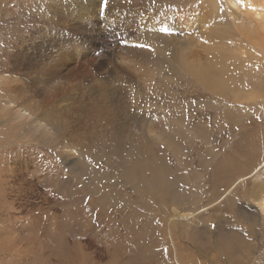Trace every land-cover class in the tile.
Returning a JSON list of instances; mask_svg holds the SVG:
<instances>
[{
    "label": "rangeland",
    "instance_id": "1",
    "mask_svg": "<svg viewBox=\"0 0 264 264\" xmlns=\"http://www.w3.org/2000/svg\"><path fill=\"white\" fill-rule=\"evenodd\" d=\"M238 1L0 0V99L32 113L0 112V264H264V0ZM32 47L82 53L44 106Z\"/></svg>",
    "mask_w": 264,
    "mask_h": 264
},
{
    "label": "bare ground",
    "instance_id": "2",
    "mask_svg": "<svg viewBox=\"0 0 264 264\" xmlns=\"http://www.w3.org/2000/svg\"><path fill=\"white\" fill-rule=\"evenodd\" d=\"M239 1L240 2H244L245 0H239ZM64 4H66V3L65 2H60L58 5L59 6H63ZM180 19H182V18H180ZM85 20L88 23H82V24L80 23V24H78V28L80 30L82 29V30H87L88 31V34L84 35V37H82V39H84L85 41H87L89 43L94 41V39H96L98 41L100 39H102V34L95 30V25H96L95 22L91 21L88 18H86ZM184 21H186V22H184ZM184 21H182L183 22L182 24L188 26L191 23L190 22L191 21V16L189 15V17L184 18ZM176 24H179V22L176 21ZM252 26H254V24H252ZM252 26H251V24H247V23H246V25H244V23H243L242 26H240V25L238 26L237 25L239 30L243 34H245L246 37H249L250 39H256L255 36L257 34L254 31H252V29H253ZM247 27H250L251 30H248L250 28L247 29ZM58 29L61 30L62 32H64L63 29H60V28H58ZM67 33H69V32H67ZM254 34H256V35H254ZM66 37H69V36H66ZM45 38L48 39V40L44 39L46 41V43L47 42H52V43L55 44L57 42V40H61L58 34L56 35L55 33H52V32L48 33L47 35L45 34ZM105 38H106V36L104 37V39ZM109 38H110V41H113V42L118 40V39H116V37L109 36ZM44 40H43L42 44L45 46ZM108 40L109 39H107V41ZM197 41H199V40H197ZM46 47H42L41 48V50L38 53L36 58L33 57V51L35 50L36 47L30 48L29 52L25 53V58L26 59L22 58L23 59L22 60L23 67H27L28 65H32L31 66L32 67V74L29 76L28 81H27L28 86H29V84L36 85V84H40V83H42L43 86H44L43 90L41 91V92H43L42 98L39 95V98L42 99L43 106L46 104V102L49 99L53 98L58 93V91L60 90V84L56 83L55 81L62 77L61 74L72 75L73 73L77 72L78 69H80L79 67L81 65V59H82L81 58V54L82 53H79L78 51L75 50L76 48L73 47V48H70V49H67V50H61L59 53L55 54L49 60V63L47 64V66H46V63H45V66H40L41 64H43L46 61V57L52 51V48H50L51 51H46V49H45ZM91 57H92V59L96 60L94 56L91 55ZM86 59H90V58L87 56ZM190 59H191V61L186 63V64L190 68H192V66L194 65V62L197 61V57H195L193 54H190ZM70 60H72V61H70ZM209 63L210 62H207V64H209ZM202 68L200 69V73H204V71H203L204 68L203 69ZM23 70H25V69H23ZM39 98L37 100H39ZM41 99H40V102H41ZM20 103L21 102L13 103L11 100H8V99L7 100L6 99H0V112H3V111L12 112L14 117L16 119H18V120H24L25 118L28 119L29 116H31L32 113H31V111L27 110L24 105H22ZM39 106H40V104H39ZM43 106H41V107H43ZM66 129H67L68 133H71V132H74L76 130V127L75 126L69 127L68 125H66ZM37 130L39 131V133H41L42 136H45L46 133L50 134V131L52 130V128L51 127L50 128H46L43 123L38 122L37 123ZM44 131H47V132L44 134ZM2 139L6 140L5 142L7 143L8 139H9V136H3L0 133V140H2ZM0 143H2V142L0 141ZM164 188L169 189L167 183H164ZM261 190L262 191H260V192H256L257 190L256 191H252V192H249V194L251 196H254L253 198L261 199L259 204H260L261 208L264 210V187L261 188ZM256 216L257 215L255 214V217ZM254 221H256V219H254ZM255 223L257 224V221ZM221 248H222L223 251H225V253L228 256L231 257L230 259H232V261H233V260H236V255H238V253L244 248V242H243L241 237H238L236 235H231V234L230 235L229 234L228 235H224L223 236V243L221 245Z\"/></svg>",
    "mask_w": 264,
    "mask_h": 264
},
{
    "label": "snow or ice",
    "instance_id": "3",
    "mask_svg": "<svg viewBox=\"0 0 264 264\" xmlns=\"http://www.w3.org/2000/svg\"><path fill=\"white\" fill-rule=\"evenodd\" d=\"M105 3H107V0H105ZM140 47H143V46H140Z\"/></svg>",
    "mask_w": 264,
    "mask_h": 264
}]
</instances>
